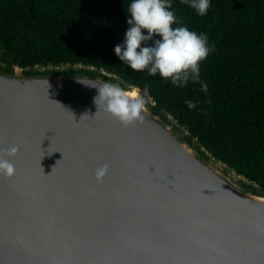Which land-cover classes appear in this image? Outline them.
<instances>
[{"label":"water","instance_id":"95a60500","mask_svg":"<svg viewBox=\"0 0 264 264\" xmlns=\"http://www.w3.org/2000/svg\"><path fill=\"white\" fill-rule=\"evenodd\" d=\"M79 81L113 82L0 68V149L19 148L15 176L0 177V264H264V195L152 98L124 127Z\"/></svg>","mask_w":264,"mask_h":264},{"label":"trees","instance_id":"16d2710c","mask_svg":"<svg viewBox=\"0 0 264 264\" xmlns=\"http://www.w3.org/2000/svg\"><path fill=\"white\" fill-rule=\"evenodd\" d=\"M130 2L0 0V68L30 75L70 67L122 87L147 84L156 114L264 195V0H211L203 17L173 0L182 24L206 33L214 45L201 65L207 93L199 84L176 88L118 60L113 49L128 28ZM187 100L197 107L189 110Z\"/></svg>","mask_w":264,"mask_h":264},{"label":"clouds","instance_id":"9594fccd","mask_svg":"<svg viewBox=\"0 0 264 264\" xmlns=\"http://www.w3.org/2000/svg\"><path fill=\"white\" fill-rule=\"evenodd\" d=\"M197 15L206 16L211 0H181ZM122 43L113 51L120 62L134 72H146L148 76H159L176 88L189 83L200 85V91L208 92V85L201 79V65L214 51L206 33H197L182 24L173 8V0H131L127 8ZM96 89L93 103L98 110L109 114L127 127L142 121L150 86L125 88L118 83L104 81L84 83ZM189 110L197 107L191 100L185 101ZM16 146L0 149V177L11 179L16 166L12 162L18 155ZM109 165L96 168L95 178L102 183Z\"/></svg>","mask_w":264,"mask_h":264},{"label":"rangeland","instance_id":"374dc122","mask_svg":"<svg viewBox=\"0 0 264 264\" xmlns=\"http://www.w3.org/2000/svg\"><path fill=\"white\" fill-rule=\"evenodd\" d=\"M70 68V67H69ZM68 67H63L60 68L62 71H67L66 69H69ZM75 69H78L79 66H75L73 67ZM217 166H219L224 172L228 173L235 181L244 183V184H249L246 180H244L242 177H238L235 173H233L232 171L228 170L226 168V166H224L223 164L219 163V162H214Z\"/></svg>","mask_w":264,"mask_h":264}]
</instances>
